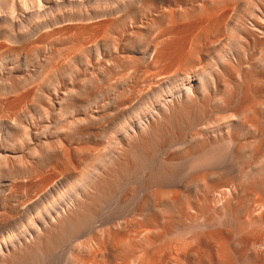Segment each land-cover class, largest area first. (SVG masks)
Masks as SVG:
<instances>
[{"label":"bare ground","instance_id":"obj_1","mask_svg":"<svg viewBox=\"0 0 264 264\" xmlns=\"http://www.w3.org/2000/svg\"><path fill=\"white\" fill-rule=\"evenodd\" d=\"M0 264H264V0H0Z\"/></svg>","mask_w":264,"mask_h":264}]
</instances>
